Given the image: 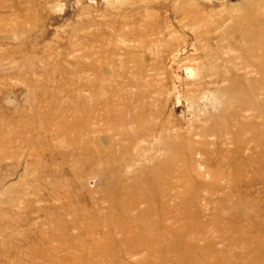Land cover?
I'll list each match as a JSON object with an SVG mask.
<instances>
[{
    "label": "rangeland",
    "instance_id": "obj_1",
    "mask_svg": "<svg viewBox=\"0 0 264 264\" xmlns=\"http://www.w3.org/2000/svg\"><path fill=\"white\" fill-rule=\"evenodd\" d=\"M0 264H264V0H0Z\"/></svg>",
    "mask_w": 264,
    "mask_h": 264
},
{
    "label": "bare ground",
    "instance_id": "obj_2",
    "mask_svg": "<svg viewBox=\"0 0 264 264\" xmlns=\"http://www.w3.org/2000/svg\"><path fill=\"white\" fill-rule=\"evenodd\" d=\"M253 122V121H252Z\"/></svg>",
    "mask_w": 264,
    "mask_h": 264
}]
</instances>
